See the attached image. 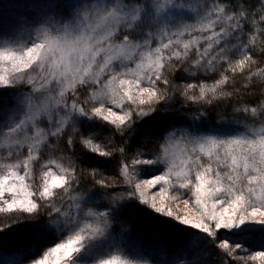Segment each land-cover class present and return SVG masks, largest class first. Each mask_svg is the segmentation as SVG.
I'll return each instance as SVG.
<instances>
[{"label": "snow or ice", "instance_id": "obj_1", "mask_svg": "<svg viewBox=\"0 0 264 264\" xmlns=\"http://www.w3.org/2000/svg\"><path fill=\"white\" fill-rule=\"evenodd\" d=\"M39 2L22 31L0 18V233L27 229L0 264H264V0ZM237 77L253 123H210ZM177 94L198 113L167 115ZM146 216L184 239L128 247L114 225Z\"/></svg>", "mask_w": 264, "mask_h": 264}, {"label": "trees", "instance_id": "obj_2", "mask_svg": "<svg viewBox=\"0 0 264 264\" xmlns=\"http://www.w3.org/2000/svg\"><path fill=\"white\" fill-rule=\"evenodd\" d=\"M231 3L237 4L239 3V0H230ZM246 3L248 5H258V0H246ZM40 8L41 4L39 0H0V18L3 19V21L7 24L12 23H18L21 26V29L26 27V21L32 20L34 18L39 17L40 15ZM259 59V57H257ZM177 83H181V81H176ZM192 82V81H188ZM211 83V81H209ZM240 88L241 91L238 95H234L230 100L221 101L218 104L211 107V109L208 111V116L210 117L209 122L214 123L218 122L223 119H231V120H240L241 123H248L252 124V118L248 117L245 118L243 113H236L234 111L235 107H240L243 104L251 103L254 105L258 102V97L260 95L259 90L257 88H252L249 91H245L242 88V82L239 77H237V80L234 85H229L228 90H232V88ZM171 111L167 113L169 116L177 117V118H183L188 119L190 116L195 115L200 110L199 105H189L187 109L182 107V98L177 94V97L174 101L171 102ZM206 107V106H205ZM180 114H183L180 116ZM45 124H42V126H45ZM151 123L146 125V127H151ZM69 135H71V132H69ZM105 135H112V133H106ZM67 137H65L66 141ZM113 139L115 143L120 144V133L116 132L113 135ZM144 143V137L141 136L139 139V142L137 144L133 145V149L140 147V144ZM151 145H148V148H150ZM145 151L148 149L145 148ZM61 154V151H57L55 154L56 156H59ZM67 155V154H65ZM80 167H86L85 165H80ZM36 175H39V172L37 170ZM90 178L85 176L84 182L87 183ZM91 185L89 184V187ZM6 218L3 214H0V222L4 221ZM146 223L145 225L140 229V234L137 235L132 228L131 224L127 221H120L117 222L114 226L117 229V235H121V230L127 233V235L123 236V243L126 244L128 247L133 246L136 249H139L142 244H144V237L149 231V226L151 225H161V233L164 237H166L168 240H170L172 243H179L181 242L184 237L186 230L183 226L178 225L174 222H168L165 221L163 218L156 217V216H146L145 218ZM27 231V229L23 225H13L11 229L5 230L4 233H0V238L3 240L4 244V250L3 252H0V259H7L8 255L11 251H13L15 248L19 247L20 245L17 242V236L19 234ZM235 239H239L240 237H234ZM251 244L253 247H257L255 243L252 241L251 237L247 238V243ZM132 247V248H133ZM158 258L161 261H165L168 259L167 252H160L158 253ZM205 258L207 257V254L205 253ZM211 260L213 264H224L225 260H230L228 257H223L222 255H215L211 257Z\"/></svg>", "mask_w": 264, "mask_h": 264}, {"label": "rangeland", "instance_id": "obj_3", "mask_svg": "<svg viewBox=\"0 0 264 264\" xmlns=\"http://www.w3.org/2000/svg\"><path fill=\"white\" fill-rule=\"evenodd\" d=\"M23 29H21V31H22ZM46 123V122H45ZM133 246H131V248H132ZM134 248V247H133ZM134 249H136V248H134Z\"/></svg>", "mask_w": 264, "mask_h": 264}]
</instances>
